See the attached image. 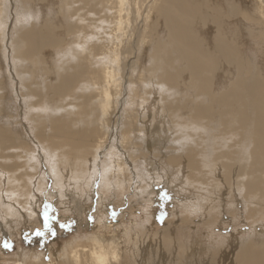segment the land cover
Segmentation results:
<instances>
[{
    "label": "bare ground",
    "instance_id": "1",
    "mask_svg": "<svg viewBox=\"0 0 264 264\" xmlns=\"http://www.w3.org/2000/svg\"><path fill=\"white\" fill-rule=\"evenodd\" d=\"M44 166L130 206L0 264H264V0H0L1 238Z\"/></svg>",
    "mask_w": 264,
    "mask_h": 264
},
{
    "label": "rangeland",
    "instance_id": "2",
    "mask_svg": "<svg viewBox=\"0 0 264 264\" xmlns=\"http://www.w3.org/2000/svg\"><path fill=\"white\" fill-rule=\"evenodd\" d=\"M19 106H20V104H17L15 108L13 106L11 111L9 112L10 115H12V114L20 115L19 113H20L21 108ZM16 119H17V117H16ZM16 119H15V121H16ZM25 128L28 129L27 127H25ZM25 128L20 127V131H21L20 134L23 138H26V140H27L29 133H26L27 131L25 130ZM30 139L34 140L33 135H31ZM29 146H31L32 148L34 147L33 144H29ZM44 164H46V163H43L42 166ZM43 170L45 172H43ZM47 171H49V170L47 169L46 166L42 167L40 173H43V174H39V178L41 176L46 175V177H49V180L47 182L44 179L41 180V182H40L41 183V189L39 190V194L37 195V197L34 198L32 195L28 194L29 196H24V198L20 199L22 204H21L20 208L18 209V211L20 213V216H23L25 219V222H26L24 226H22V225L18 226L19 229L22 230V233L17 232L14 225L12 223H10L9 226L12 225L11 229L9 230V229L5 228L6 233L8 230L11 231L10 234L8 231L9 235H6L2 238L0 237V239H1L0 240V242H1L0 247L2 246L0 248V251L2 250L1 252H4V254L6 253V255L8 254L9 256H11L12 259L15 258L16 256L20 255V254L27 253V252L30 254V253H35V252L40 251V250L43 251V250L48 249V248L58 249V248L62 247L63 243H65L67 241H71V240H73V238L75 239V237L82 236L83 234L88 235L90 233H94V232H96V230H98V228H96L95 225L99 221L97 219L99 216H102L103 220H105L107 222L110 221L113 224L116 223L117 221L119 222V220H121V218H122L123 211L125 212L126 209L128 208V206H130V204L128 203V201H129L128 197H124L122 199V202H121V200H117V199L114 200L113 199L115 202L114 204H113V200L102 201L99 203L100 209H97V203L96 202H97V200L99 201L98 197H99L100 192H101L99 186H100V184L103 183V180H102V178L100 179L99 176L95 175L94 177H90V179H89V180H91V179L93 180L91 191L89 192L88 188H86L84 190L86 193L89 192V195L91 197L90 199H92V200H90V201L86 200L85 202H80L81 205H79L78 207L76 206L77 207L76 208L77 210H76L73 207L72 203H68L67 200H70V199H68L67 197H61L62 193H60V192L56 193V191H55V187L61 188L62 186H65L67 184V179L63 178L62 175H61V177L59 176L58 179H56V178L52 179L51 178L52 174H50V171L49 172H47ZM47 173L50 174L51 177L48 176ZM41 178H44V177H41ZM94 186L96 187L97 191L94 189L95 188ZM42 187H44V188H42ZM48 192H50L52 194H48ZM68 194L72 197V199H76L77 201L79 200V197H77L73 191H71V193L69 192ZM94 195H96L97 198L95 197V199H94ZM63 196H66V195L64 194ZM133 196H135V200H138V201H141L144 198V196L142 198V195L139 198V195H137L135 193L133 194ZM154 197H156V196L150 195V196H147V199H143V200L148 201L150 198L154 199ZM145 198H146V196H145ZM157 198L160 201L159 203L158 202L155 203L154 201L152 202V204H150L149 202L146 203V201L143 203L148 207L151 205L152 210H155V212H162L163 210L168 211V209L169 210L173 209V205L171 207L169 205V203L165 202L166 200L163 197V195H161L159 197L157 196ZM31 199H33V203L34 202L36 204L42 203L44 206L42 208L34 206L35 207V210H34L35 214L32 213L29 216H24L23 212H29L30 211L28 205L30 204ZM59 201H61V203ZM116 201H117V203H116ZM55 202H57L58 204ZM64 203H67V205H65ZM84 203L86 205H84ZM88 203L90 205H88ZM126 203H127V206H126ZM107 204H108V206H107ZM82 205H84V206H82ZM49 206H51V208H49ZM22 207L24 208V211H23ZM89 207H91V208H89ZM82 208L84 209V211L80 210ZM78 211H80V212H78ZM85 211L87 213H84ZM97 211H100V212L97 213ZM149 211H150V209H149ZM45 214H47V216L49 218L48 222L53 223V224H50V228L47 229V231L41 227L42 222H41V219L39 218V216L41 215L42 219L44 220ZM107 214H108V216H107ZM78 217H80V218H78ZM33 221L38 222V226L40 227L39 229L36 228V225L33 226L35 224V222H33ZM55 221H56V224L54 225ZM32 222H33V225H32L33 228H28L31 226ZM34 229H37V234H36ZM100 230L105 231L103 229H100ZM38 233H40V234H38ZM15 234H17V235L15 236ZM244 235H249V234L244 233ZM5 243L10 244L11 247L9 249H6L4 247Z\"/></svg>",
    "mask_w": 264,
    "mask_h": 264
},
{
    "label": "snow or ice",
    "instance_id": "3",
    "mask_svg": "<svg viewBox=\"0 0 264 264\" xmlns=\"http://www.w3.org/2000/svg\"><path fill=\"white\" fill-rule=\"evenodd\" d=\"M48 216H47V214H45V227H48V228H50V225L48 224ZM38 234H40V233H38ZM4 247L6 248V249H9L10 247H11V245L10 244H8V243H5L4 244Z\"/></svg>",
    "mask_w": 264,
    "mask_h": 264
}]
</instances>
